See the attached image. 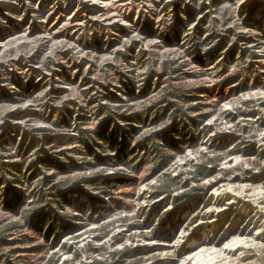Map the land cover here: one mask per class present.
<instances>
[{
	"label": "rangeland",
	"instance_id": "1",
	"mask_svg": "<svg viewBox=\"0 0 264 264\" xmlns=\"http://www.w3.org/2000/svg\"><path fill=\"white\" fill-rule=\"evenodd\" d=\"M0 236V264H264V0H0Z\"/></svg>",
	"mask_w": 264,
	"mask_h": 264
},
{
	"label": "trees",
	"instance_id": "2",
	"mask_svg": "<svg viewBox=\"0 0 264 264\" xmlns=\"http://www.w3.org/2000/svg\"><path fill=\"white\" fill-rule=\"evenodd\" d=\"M190 40H191V44L192 46H199V42L196 40V38H192L190 37ZM172 98H179V94L178 93H171L170 94ZM166 102V105L164 107H161L158 111V115L157 116H160V115H169L168 117L171 119L172 121V125L178 123L179 125H181L183 128H184V136H187V137H190V139H193V131L192 129L190 128V125L193 123L192 121H189L185 118H183L182 116V110L180 107H178V102H175V101H170V100H165ZM168 112H170L168 114ZM184 113V112H183ZM24 140L21 141L20 145L18 146V150L20 148H22V146H24ZM161 153V164H164L166 163L167 159H168V156L164 155L163 153V150H160ZM39 157V156H37ZM53 188L55 189L54 190V201H57V203H62V201L65 200L64 198V192H61L60 191V188L55 185L53 186ZM157 193H160L157 192ZM44 194H42L41 196H43ZM156 197H157V194H156ZM48 214V221H49V225L47 227V234H51V231L54 230V232L57 234L60 230H62V228L65 226V223L62 224V219L59 215L55 214V212H50L48 211L47 212ZM2 239V237L0 236V240Z\"/></svg>",
	"mask_w": 264,
	"mask_h": 264
},
{
	"label": "bare ground",
	"instance_id": "3",
	"mask_svg": "<svg viewBox=\"0 0 264 264\" xmlns=\"http://www.w3.org/2000/svg\"><path fill=\"white\" fill-rule=\"evenodd\" d=\"M198 257H199V255H197ZM193 257H194V255H193ZM195 259V261L197 260L196 258H194ZM199 259V258H198ZM195 263V262H194Z\"/></svg>",
	"mask_w": 264,
	"mask_h": 264
}]
</instances>
